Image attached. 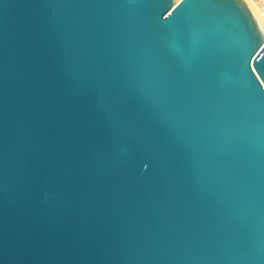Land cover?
<instances>
[{
  "label": "water",
  "instance_id": "water-1",
  "mask_svg": "<svg viewBox=\"0 0 264 264\" xmlns=\"http://www.w3.org/2000/svg\"><path fill=\"white\" fill-rule=\"evenodd\" d=\"M0 264H264L247 0H0Z\"/></svg>",
  "mask_w": 264,
  "mask_h": 264
},
{
  "label": "bare ground",
  "instance_id": "bare-ground-1",
  "mask_svg": "<svg viewBox=\"0 0 264 264\" xmlns=\"http://www.w3.org/2000/svg\"><path fill=\"white\" fill-rule=\"evenodd\" d=\"M247 1L251 4V6L255 10L260 20L264 23V15L262 14V11H259V9L254 5V2H252L251 0H247Z\"/></svg>",
  "mask_w": 264,
  "mask_h": 264
},
{
  "label": "built area",
  "instance_id": "built-area-1",
  "mask_svg": "<svg viewBox=\"0 0 264 264\" xmlns=\"http://www.w3.org/2000/svg\"><path fill=\"white\" fill-rule=\"evenodd\" d=\"M256 1H258L259 6H260V8L262 10V13L264 14V0H256Z\"/></svg>",
  "mask_w": 264,
  "mask_h": 264
},
{
  "label": "rangeland",
  "instance_id": "rangeland-1",
  "mask_svg": "<svg viewBox=\"0 0 264 264\" xmlns=\"http://www.w3.org/2000/svg\"><path fill=\"white\" fill-rule=\"evenodd\" d=\"M252 2H254V5L259 9V11H262L261 10V8H260V6H259V3H258V1H256V0H251ZM263 14V13H262ZM264 15V14H263Z\"/></svg>",
  "mask_w": 264,
  "mask_h": 264
}]
</instances>
